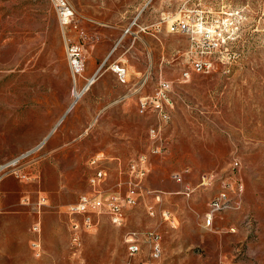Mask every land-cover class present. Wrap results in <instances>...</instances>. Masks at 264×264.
Returning <instances> with one entry per match:
<instances>
[{"label":"rangeland","instance_id":"rangeland-1","mask_svg":"<svg viewBox=\"0 0 264 264\" xmlns=\"http://www.w3.org/2000/svg\"><path fill=\"white\" fill-rule=\"evenodd\" d=\"M67 1L76 16L64 32L51 0H0V264H264V0ZM203 10L236 29L238 58L228 73L183 79L189 41L167 25ZM154 24L162 26L156 37ZM129 28L134 33H125ZM67 43L82 55L77 74ZM118 63L142 71H129V84L121 83ZM150 65L144 93L162 75L174 99L162 130L166 149L151 156L146 181L161 198L156 215L147 211L155 200L142 197L124 225L100 214L74 241L66 210L89 188L88 159L99 153L126 165L150 147L149 129L159 120L141 113L136 98L115 103ZM108 161L105 190L124 188L125 165L121 172ZM176 170L182 181L172 178ZM204 173L214 177L211 184L202 183ZM227 191L238 205L222 204L213 227H204L210 200ZM149 229L162 236L159 258L151 255ZM132 232L142 248L134 255L125 241Z\"/></svg>","mask_w":264,"mask_h":264},{"label":"built area","instance_id":"built-area-1","mask_svg":"<svg viewBox=\"0 0 264 264\" xmlns=\"http://www.w3.org/2000/svg\"><path fill=\"white\" fill-rule=\"evenodd\" d=\"M60 23L65 29L69 27L76 16L74 7L67 0H51ZM145 31L146 27L141 28ZM232 30L227 23H222L216 17L209 18L208 12L203 13L187 11L183 17L168 22L167 31L169 33H179L187 36L189 44L184 53L186 67L182 69L183 79L191 77L192 73L209 74L217 71L223 73L230 72L231 62L238 58L233 50L231 39L236 33V29ZM125 33H134L129 28ZM66 34V33H65ZM67 51L70 58L73 74L79 72L80 66L84 62L81 60L82 55L79 48L73 44L67 43ZM143 77V84L148 83L150 79V71ZM117 78L121 83H128L127 68L118 63L114 66ZM156 91L153 95L141 96L139 98V110L141 113L152 114L159 123L154 124V128L149 129L150 147L147 152L140 153L130 159L124 166L125 180L123 182L124 189L105 190L104 184L108 179V170L104 166L105 157L98 155L91 157L88 165L93 168L92 174L88 178L90 190L81 193L78 199L67 206L66 213L69 216L70 237L73 240H81V234L90 231L95 225V216L105 214L110 221L116 226H122L126 222L127 210L136 206L142 197L150 196L155 200L147 206L148 213L156 215V205L160 202V195L150 191L146 186V181L150 173L151 156L162 154L166 145L162 135L163 124H167L171 118V111L174 108V99L171 95L173 84L164 76L160 75L157 80ZM238 163L236 162V165ZM172 178L179 182L183 179V173L179 170L173 171ZM213 176L204 173L201 176L202 183L209 185L213 182ZM122 185V184H120ZM226 187V184L224 185ZM243 187L237 188L238 192H242ZM41 204H46V199L40 200ZM235 203L238 205V199L232 197L230 192L227 195L213 198L210 200V207L205 213L203 225L206 228L213 227L215 216L222 212V204ZM162 217L169 220L171 215L168 211H162ZM35 231L41 230V222L34 225ZM234 231V228H231ZM146 237L151 243V255L159 258L162 255L161 234L156 229L146 231ZM38 244V254L41 250V243ZM131 255L142 251V248H134L132 246V236L130 240ZM139 264H147L141 261Z\"/></svg>","mask_w":264,"mask_h":264},{"label":"crops","instance_id":"crops-1","mask_svg":"<svg viewBox=\"0 0 264 264\" xmlns=\"http://www.w3.org/2000/svg\"><path fill=\"white\" fill-rule=\"evenodd\" d=\"M155 25V28L153 29V31L151 32V35H153V36H157V34H158V32H160L161 30H162V26L161 25H158V24H154ZM147 30V29H146ZM145 30V31H146ZM133 48H134V44H132L131 46H130V48H129V50L130 51H132L133 50ZM140 60H141V57L139 58ZM139 60V61H140ZM140 64H141V61L139 62ZM140 64L138 65V64H132V63H129V65H128V69H129V71L130 72H138V71H142V69H141V67L142 66H140ZM142 65V64H141ZM150 67L152 68V66L150 65L146 70H145V73L143 74V76H142V78H141V80H140V82L139 83H133V84H131L130 85V87H129V89H128V91L126 92V93H124L123 95H121L116 101H115V103H119V102H123V101H125V102H127L128 100H131V99H133L134 100V98H136V104L139 106V98L141 97V96H146V95H153L154 93H155V91H156V87H157V85H158V83H156V85L155 86H152L153 87V89H154V91L152 90V91H148V92H145L144 93V90L146 89V87L148 88H150L151 89V87L148 85V83H145V84H143V77L148 73V71H149V69H150ZM129 71H128V73H129ZM129 82H130V79H129V81H128V84H129ZM149 82V81H148ZM71 110V109H70ZM60 122V121H59ZM57 125H59V123H57ZM98 155H101V154H96V155H93V156H91V157H95V156H98ZM101 156H104L105 157V161L106 160H109L110 162H114V163H118V166H119V168H121V167H123V164L125 165V161L124 160H122L120 157H113V156H105L104 154L103 155H101ZM90 157V158H91ZM89 158V159H90ZM89 159H88V161H89ZM88 161H87V165H88ZM108 161V162H109ZM127 164V163H126ZM88 167L90 168V170H91V172H90V174L88 175V178H89V176L92 174V172H93V168L92 167H90L89 165H88ZM106 184V183H105ZM104 184V185H105ZM88 190H90V186H89V183H88ZM125 188V187H124ZM123 188V189H124ZM88 190H86V191H88ZM86 191H84V192H86ZM83 193V192H82ZM80 195V194H79ZM78 195V196H79ZM77 199H78V197H77Z\"/></svg>","mask_w":264,"mask_h":264},{"label":"bare ground","instance_id":"bare-ground-1","mask_svg":"<svg viewBox=\"0 0 264 264\" xmlns=\"http://www.w3.org/2000/svg\"><path fill=\"white\" fill-rule=\"evenodd\" d=\"M80 70V69H79ZM75 74V73H74ZM95 81V77H92L90 80H89V82L85 85V87L83 88V89H81V91H79V92H77L76 94L77 95H75L74 96V98H73V100H72V102H71V104H70V107H69V109L71 108H73L76 104H77V101L79 100V98L84 94V92H86L88 89H89V87L91 86V84L93 83ZM150 128H154V125H152ZM54 131H55V129H53V130H51V132L47 135V137L45 138L46 140L54 133ZM45 141V140H44ZM43 141V142H44ZM42 142V143H43ZM41 143V144H42ZM40 146H42V145H39V146H37V147H35L33 150H31L30 152H33V151H35V150H37ZM27 155H29V154H26V155H23V156H27ZM23 156H20V157H18L17 159H15L14 161H16V160H18V159H20V158H22ZM14 161H13V164H14ZM7 166V165H6ZM5 166V167H6ZM0 170H2V168H0ZM221 196H224V193L221 195ZM228 205V204H227ZM223 206V205H222ZM226 206V205H225ZM228 208V207H227ZM223 210V209H222ZM151 215H154L153 213H150ZM131 236H132V246L134 247V248H141V243H140V240H139V238H138V235H137V233L136 232H132V233H130V234H128L127 235V237H126V239H125V241H126V243H128V246H129V249H130V240H131ZM74 241H79V240H74ZM145 241V240H144ZM150 245H151V243H150ZM33 248L35 249V250H37L38 251V244H36V242H34L33 243Z\"/></svg>","mask_w":264,"mask_h":264},{"label":"water","instance_id":"water-1","mask_svg":"<svg viewBox=\"0 0 264 264\" xmlns=\"http://www.w3.org/2000/svg\"><path fill=\"white\" fill-rule=\"evenodd\" d=\"M71 109V108H70ZM70 109L67 111V112H69L70 111Z\"/></svg>","mask_w":264,"mask_h":264}]
</instances>
